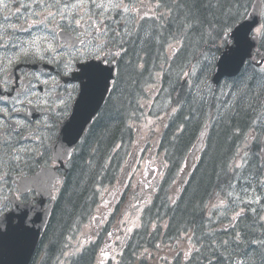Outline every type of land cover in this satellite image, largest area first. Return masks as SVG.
Instances as JSON below:
<instances>
[{
  "label": "trees",
  "instance_id": "1",
  "mask_svg": "<svg viewBox=\"0 0 264 264\" xmlns=\"http://www.w3.org/2000/svg\"><path fill=\"white\" fill-rule=\"evenodd\" d=\"M250 3L251 0H181L169 7L167 26H152L143 40L136 42L134 59L131 55L122 60L115 89L88 134L89 143L86 144L85 139L71 161L52 222L41 242L39 252L43 253V258L40 263L36 258L33 264H60L70 240L76 239L88 222L103 191L115 183L137 138V127L131 128L129 120L135 118L139 123L146 116L148 108L142 101L148 96L147 87L151 84H155L152 87L159 104L149 113L170 114L159 150L171 167L170 178L165 180L160 193L162 197L155 198L149 212L154 218L179 221L177 225L184 222L186 229L194 227L192 221L206 209L212 185L220 182L221 186L232 179L235 171L231 172L232 158L264 109V72L251 65L219 92H214L210 83L219 47L225 45L227 34ZM165 38L169 43L182 41L181 48L171 57L165 53L166 43L161 40ZM260 55H264V36L256 56ZM192 64L190 82L183 85L181 77ZM159 75L163 76L161 82L156 79ZM207 123L211 124V129L207 149L202 153L204 167L196 170L198 176H192L194 186L199 184L193 187V192L192 188L186 190L185 202L182 198L173 201L166 187L174 184L173 174L181 159ZM116 145L120 147L118 159L113 153ZM258 151L257 141L245 149L251 164L258 158ZM209 156L211 158L207 159ZM251 177L254 178L251 173H244L240 181L248 183ZM183 203L187 205L182 209ZM155 240L153 235L148 243ZM127 254L125 251L123 256ZM128 256L133 261L131 255ZM200 256L209 263L208 256L202 253ZM71 259L70 264H90L80 254ZM195 262L190 259L187 264ZM121 264H127L126 259Z\"/></svg>",
  "mask_w": 264,
  "mask_h": 264
},
{
  "label": "flooded vegetation",
  "instance_id": "2",
  "mask_svg": "<svg viewBox=\"0 0 264 264\" xmlns=\"http://www.w3.org/2000/svg\"><path fill=\"white\" fill-rule=\"evenodd\" d=\"M97 1L45 0L42 8L38 0L0 1V217L11 207L4 195L17 194L24 203L34 200L33 191L18 193L21 178L52 166V145L81 88L79 78L75 79L81 71L79 65L114 61L121 46L125 49L127 42H135L131 32L136 22L130 17L135 13L140 23L152 15L150 0H127L125 9L121 3L111 2L112 11H104ZM189 185L187 181L179 188L184 202ZM232 191V200L240 210L234 212V204L220 208L214 204L209 209L211 215L206 213L209 220L201 221L197 214L193 221L195 246L187 244L185 251L184 246L178 252L170 251L171 259L165 257L161 264H187L194 253L198 254L193 258L195 264H248L249 254L264 264V215L258 212L259 219L252 220L247 213L256 208L264 212L262 193H250L248 186ZM107 205L99 206L106 212L96 213L92 223L100 232L83 239L84 253L93 255V264H121L124 259L127 264H137V249L144 245H137L138 238L129 229L118 235L116 204ZM131 211V220H135L138 211ZM249 226L259 227L260 235L250 236ZM181 234L186 236L183 226ZM200 235L207 238V244L206 240L199 242ZM161 246L159 243L144 250L154 252ZM201 248L208 251L209 263L201 258ZM124 251H128L125 256ZM140 259L145 263L148 257Z\"/></svg>",
  "mask_w": 264,
  "mask_h": 264
},
{
  "label": "water",
  "instance_id": "3",
  "mask_svg": "<svg viewBox=\"0 0 264 264\" xmlns=\"http://www.w3.org/2000/svg\"><path fill=\"white\" fill-rule=\"evenodd\" d=\"M261 7V0H255L245 18L237 23L229 34L228 43H234V45L231 47L230 53L225 52L219 59L218 68L213 78L215 84H218L224 76L235 75L243 66L245 59L251 55L252 49L258 43V37L257 35L250 37V34L255 27L261 24ZM108 84L106 82L93 96L86 94V102L91 101L89 109L81 118H79V114L76 115L78 122L70 120L63 126L60 137L53 146L55 161L62 164L64 160H69L68 158L71 157L83 136L85 128L88 127L92 117L101 107L108 90ZM207 132L208 127L203 130L193 148L189 156L190 165L193 164L194 157L203 148ZM262 148V152H264V140ZM63 179L65 176H60L54 169H47L21 180L20 190L22 192L36 190L38 203L37 205L22 204L12 200V210L0 218V264H31L54 209V200L47 209H44L45 202L53 195L52 191L58 189V186L55 185L56 181Z\"/></svg>",
  "mask_w": 264,
  "mask_h": 264
},
{
  "label": "rangeland",
  "instance_id": "4",
  "mask_svg": "<svg viewBox=\"0 0 264 264\" xmlns=\"http://www.w3.org/2000/svg\"><path fill=\"white\" fill-rule=\"evenodd\" d=\"M118 1H119V3H121L120 7L122 9H125L126 8V6H125L126 1L125 0H118ZM107 5L113 6V3L109 2V3H107ZM151 6L153 9H156V7L153 3H151ZM257 32L261 35L262 34V28L257 30ZM179 45H181V44H179V41L172 44L167 50V56H170L172 54L173 48L178 47ZM185 74H186V72L183 73L182 78H185ZM157 79H158V82H161L163 79V76L159 75V76H157ZM168 119H169L168 117H162L161 120H156V119H151V118L145 120L144 127L141 129L143 137L145 138V137L150 136V133H152V132L159 133ZM254 135H255L254 130H250V132H248V134H247L248 140L244 142V147H246L247 143L250 141L251 138L254 137ZM244 147L239 148L238 153L235 157V159H237L235 164L241 165L242 159L245 158L246 154H244ZM155 150H157V149H155ZM149 153H150V156H152V154H153V156H152V158L149 157L148 159L152 160L153 165L159 166V164H160L159 159H162L161 157L163 155L156 153V152H153V151H150ZM210 158H211V156L207 157V159H210ZM148 159H143V160L141 159L137 163V165L133 166V172L130 176L131 177V180H130L131 184L130 185L133 186L132 189H134V190H131V193L125 197V201L121 202L122 192H116V189H113L112 191L107 190V192H104L105 204L106 203L107 204L117 203L120 206V208H122L121 210H119V212H117L116 219H115L116 226L118 229V235H119V233H121L125 229H130V231H133L142 225L141 222L143 220V216L146 215V211L144 209L147 207L150 200L154 197L153 195H151V193L154 191V189L156 187V180L150 179L151 181H147V182L145 181L146 176H148V174H149V173H146V172H148L147 170L145 171V167L149 163ZM154 159H158V160H154ZM150 165H151V162H150ZM177 179L178 178H176V181H177ZM186 181L187 180H183L180 187ZM175 184H174V186H175ZM198 184L199 183H196L195 186H197ZM137 187H138V189H137ZM121 191H123V190H121ZM233 195H234V193H230L229 195L225 196V198H218L217 204L227 205V206L234 204L235 201H233L231 198ZM245 197H246V199L249 198L248 196H245ZM129 198L131 200H133L130 204H128ZM146 198H147V200H144ZM108 199H109V201H108ZM140 199L143 201V210L138 211V216H137L135 221L131 220V217H130L131 213H132L131 210L136 209L135 204H137V202ZM246 201L244 202V204L246 203ZM215 203H216V201H213L210 204L213 206ZM96 210H97V213H100L101 215L104 212H106V209H103V208H97L96 207ZM207 213H208V215H211L212 211L208 209ZM162 220L163 219H161L159 221H162ZM155 223H160V222H158L157 220H151L150 221L149 227H150L151 231L155 230ZM98 232H100V228L93 227V225L89 222L87 225L83 226V228L78 233V237L74 240L72 239L67 247H73V248L77 247V249L81 250V248L79 247L81 239H84L86 236H90L91 234L98 233ZM184 237H186V239L189 241V245H195L196 244V241L193 240L192 236L186 235ZM155 243L157 244V246L159 245L158 242H155ZM181 243L182 242H180V244H179V242H178L176 245L175 244L174 245L176 246V248L178 245L179 249H182V247L184 246V251H185L187 248L186 245L188 244V242L185 241L183 244H181ZM176 248L174 249L169 244L168 245L164 244L160 247V251H157L154 254H151V252H149L148 250H143L142 254L148 253V255H149L148 264H160V262H162L163 258L165 256L170 257L169 252L171 250L176 251ZM104 250L107 251V248H104ZM72 252L73 251H70V253H72ZM70 253H68V252L64 253V255L60 261L61 264H64L66 262V258L70 256ZM179 255H180V253H179ZM249 255H250L249 258L247 259L248 264H260V261L253 254H249ZM204 256H207V255H204ZM251 259H253V260L251 261Z\"/></svg>",
  "mask_w": 264,
  "mask_h": 264
}]
</instances>
